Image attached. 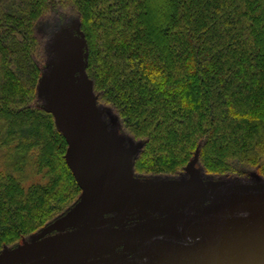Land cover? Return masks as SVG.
<instances>
[{
  "label": "trees",
  "instance_id": "1",
  "mask_svg": "<svg viewBox=\"0 0 264 264\" xmlns=\"http://www.w3.org/2000/svg\"><path fill=\"white\" fill-rule=\"evenodd\" d=\"M46 18L81 45L96 106L141 140L140 171L192 164L264 188V0H0V249L81 192L66 139L37 100ZM29 170L37 180L25 182Z\"/></svg>",
  "mask_w": 264,
  "mask_h": 264
},
{
  "label": "water",
  "instance_id": "2",
  "mask_svg": "<svg viewBox=\"0 0 264 264\" xmlns=\"http://www.w3.org/2000/svg\"><path fill=\"white\" fill-rule=\"evenodd\" d=\"M73 86L74 84L71 86L72 89L75 88ZM61 88L64 87L52 89L53 95L49 100L51 108L61 109L60 117L63 121L59 123L55 119V123L59 130L62 128V136L67 142L65 161L78 185L85 192L86 196L84 194L83 196L87 198L88 204H94L93 196L96 192L102 193L105 190L108 191L109 198L128 202L120 212V220L133 210L134 200L127 188L120 190V186H128L123 183L124 172L118 150L109 147L102 139L98 119L94 128L90 127L91 124L89 126L85 123L70 124L68 114L70 117L71 114L80 116L81 113L92 115L95 113L90 108L84 110L87 106H78L70 99L54 105L52 103L54 94H60ZM66 91L69 90L66 89L64 94ZM92 98L94 100V96H91ZM84 99V104L87 105L86 98ZM93 106L95 109L98 108L95 100ZM185 169L189 171L197 191L200 192L196 198L198 201L203 195L204 188L197 170L192 164ZM100 180L101 183L98 184L97 181ZM260 190L261 193L251 197H240L235 203L221 205L205 218L185 225H170L168 229L156 227L138 231L115 229L100 232L92 229L99 226V222L87 223L81 229L27 242L1 253L0 264L19 263L20 260L38 251L71 241L77 242L86 238L101 241L117 235L139 239L149 237V241L151 240L144 252L126 264H264V190Z\"/></svg>",
  "mask_w": 264,
  "mask_h": 264
},
{
  "label": "rangeland",
  "instance_id": "3",
  "mask_svg": "<svg viewBox=\"0 0 264 264\" xmlns=\"http://www.w3.org/2000/svg\"><path fill=\"white\" fill-rule=\"evenodd\" d=\"M67 13L69 14L67 21L76 19L74 13L71 11ZM46 20L45 22L42 21L39 24L40 26H38L39 35L49 41L46 50L49 51V55L47 60H45L47 64L42 69L41 79L37 87V100H39V104L43 107L51 108L49 99L53 95L52 89H60L63 86L64 88H61L60 94H54V101H52L54 105L59 104V101L70 99L78 106H87L84 110L87 111L90 108L91 111H94L95 115L81 113L80 116L78 114H71L69 117L68 114L69 122L75 125L85 123L86 126H89L91 124L90 127L94 128L98 119L97 123L101 125L102 139L106 141L109 147H114L118 150L120 159L122 160V171L124 172L123 183L132 188L137 200V207H144L147 209L144 211L150 214L155 211V215L158 216L161 223L180 226L205 218L219 209L221 205L235 203L240 197L248 198L254 194L261 193L260 189L264 190L260 179L253 180L249 178L248 181H243L237 177L221 178L206 176L196 169L199 180L204 188V191H202L203 195L196 201L200 192L197 191L188 170L184 169L176 175H164L161 177L140 171L139 169L141 168L137 167L135 161L141 149L139 147L141 140H133L126 134L122 125L118 122L120 119L112 110L108 108L106 110L94 108V100L93 98L91 99L93 94L90 89V81L81 74L83 65L80 53L81 45L72 40L71 35L64 33L54 26L55 24L51 21V18H46ZM73 84L75 88L72 89L71 86ZM66 89L69 91H66V94H64ZM70 89L72 90L70 91ZM84 98H86L87 105L84 104ZM51 110L54 118L59 123H62L63 120L60 117L59 111L61 110L60 107L57 109L51 108ZM60 131L62 133V128ZM3 164V161L0 159V169L4 168ZM32 174L31 170L26 173L29 180L25 182L38 179L37 176ZM79 195L70 206L60 212L59 215L57 214L48 222H45L47 224L34 232L33 235L23 237L19 244L13 243L6 247L3 246L0 249V254L39 238V236L41 237L46 234L47 231L52 232V230L61 229L63 226L57 223L59 217L69 211V209L71 212L74 211L73 207H76V204L82 201L83 192L81 191ZM51 232L49 234L53 233Z\"/></svg>",
  "mask_w": 264,
  "mask_h": 264
},
{
  "label": "flooded vegetation",
  "instance_id": "4",
  "mask_svg": "<svg viewBox=\"0 0 264 264\" xmlns=\"http://www.w3.org/2000/svg\"><path fill=\"white\" fill-rule=\"evenodd\" d=\"M97 183H101V180ZM127 188L134 200V208L125 217L119 220L123 207L128 202H119L109 198L108 191L96 192L94 204H88L87 198L83 196L82 201L74 206L73 212L62 214L58 219L61 227L59 230L47 231L46 234L30 242L60 234L64 232L81 229L87 223L99 222V226L93 227V231L103 230H146L156 227L170 228V224L160 222L154 213H148L144 207H137V200L131 187L120 186V190ZM83 194L85 192L81 189ZM111 221H118V224H111ZM101 222V223H100ZM52 234H49V233ZM28 242V243H30ZM149 237L131 238L122 236H111L101 241L94 239H82L71 241L62 245L52 246L47 249L25 257L19 263L11 264H126L133 258L139 256L149 246Z\"/></svg>",
  "mask_w": 264,
  "mask_h": 264
}]
</instances>
